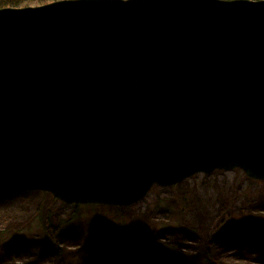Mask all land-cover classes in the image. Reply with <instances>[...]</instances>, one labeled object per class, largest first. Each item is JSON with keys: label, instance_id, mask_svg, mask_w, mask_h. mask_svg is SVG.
<instances>
[{"label": "water", "instance_id": "95a60500", "mask_svg": "<svg viewBox=\"0 0 264 264\" xmlns=\"http://www.w3.org/2000/svg\"><path fill=\"white\" fill-rule=\"evenodd\" d=\"M0 9V194L122 207L196 172L264 181V0Z\"/></svg>", "mask_w": 264, "mask_h": 264}, {"label": "rangeland", "instance_id": "374dc122", "mask_svg": "<svg viewBox=\"0 0 264 264\" xmlns=\"http://www.w3.org/2000/svg\"><path fill=\"white\" fill-rule=\"evenodd\" d=\"M43 193L0 202V242L23 239L15 247L0 244V264H118L108 261L110 252L135 264H156L154 257L171 248L183 254L185 264H264V181L241 170L153 186L128 206L81 205L79 220L86 226L96 215L98 230L89 236L81 226L82 235L58 240V248L39 244L45 238L41 213H50L53 226H59L76 205ZM105 234L108 240L97 249H84L86 241Z\"/></svg>", "mask_w": 264, "mask_h": 264}, {"label": "trees", "instance_id": "16d2710c", "mask_svg": "<svg viewBox=\"0 0 264 264\" xmlns=\"http://www.w3.org/2000/svg\"><path fill=\"white\" fill-rule=\"evenodd\" d=\"M55 1L59 0H0V9L2 8H18V7H25V6H40V5H45L49 4ZM232 1V0H231ZM250 1H261V0H250ZM25 193L21 192H14V193H2L0 194V202H4L10 198L13 197H18L20 195H23ZM31 194V193H27ZM75 210L71 214L69 219L66 220H60L59 221V226H53L51 223L50 219V213H41V219L40 223L44 225L42 227L43 229V234L45 235L44 239H41L42 241L39 242V244L42 242L45 246L49 245L50 247L53 248H58L57 242L58 240H67L69 237H75L78 238V236L82 235L79 232V228L82 226L89 236H92L93 232H96L99 228L100 225V219L96 217V215H91V220L90 222H87L88 224L84 226L85 221H80L79 220V210L83 208L81 205H76L74 206ZM90 207L95 208L94 205H90ZM98 222V223H97ZM96 228V229H95ZM90 231V233L88 232ZM56 231L58 235L56 234ZM107 235L105 234L104 237L100 238H94L95 241H86L84 243V249L89 250H95L93 249L94 247L97 249L102 241L108 240L106 237ZM14 237V236H13ZM10 239V238H9ZM4 242H0V244L3 243L5 246H11L15 247L20 243L22 240H20L19 237H16L14 240ZM101 240V241H100ZM109 259L108 261H116L118 264H135L136 262L130 258V257H122L119 255H116L113 252H110L109 254ZM99 262V260H97ZM154 261L156 264H185V258L183 257V254L179 253L175 248L167 249V252H161L160 254H157V256L154 257Z\"/></svg>", "mask_w": 264, "mask_h": 264}, {"label": "bare ground", "instance_id": "6f19581e", "mask_svg": "<svg viewBox=\"0 0 264 264\" xmlns=\"http://www.w3.org/2000/svg\"><path fill=\"white\" fill-rule=\"evenodd\" d=\"M190 1H192L195 5H197V6H207V8H212L211 6H213V4L214 3H212L211 1L212 0H190ZM221 1H226V2H231V0H221ZM232 1H234V0H232ZM214 7V6H213ZM233 170H240V169H238V168H235V169H232V170H214V171H223V172H227V171H233ZM213 171V172H214ZM212 172V173H213ZM199 174H204V173H201V172H196V173H194L193 175H199ZM192 175V176H193ZM204 175H206V174H204ZM185 181V180H184ZM183 182V181H182ZM181 182V183H182ZM178 184H180V183H178ZM178 184H176V185H178ZM175 186V185H174ZM28 193H31V192H28ZM43 195H48V196H50L52 199H54V200H57V201H60V200H58V199H56V198H54V197H52L50 194H47V193H43ZM23 196H28V194L27 193H25V194H23ZM61 202V201H60ZM61 203H63V202H61ZM74 205V204H73ZM40 219H41V217H40Z\"/></svg>", "mask_w": 264, "mask_h": 264}]
</instances>
